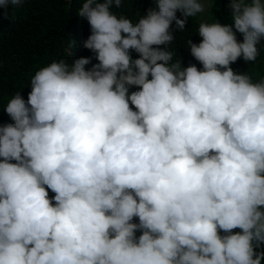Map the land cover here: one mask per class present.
Wrapping results in <instances>:
<instances>
[{"label": "clouds", "instance_id": "1", "mask_svg": "<svg viewBox=\"0 0 264 264\" xmlns=\"http://www.w3.org/2000/svg\"><path fill=\"white\" fill-rule=\"evenodd\" d=\"M23 2L0 0V19ZM153 2L134 23L112 10L122 0H83L98 63L53 60L27 101L8 99L0 264H261L264 78L230 65L260 55L264 0H229L231 24H199L185 45L201 69L174 60L171 28L214 0Z\"/></svg>", "mask_w": 264, "mask_h": 264}, {"label": "trees", "instance_id": "2", "mask_svg": "<svg viewBox=\"0 0 264 264\" xmlns=\"http://www.w3.org/2000/svg\"><path fill=\"white\" fill-rule=\"evenodd\" d=\"M82 3L83 0H24L19 8L11 10L9 5L5 10L10 18L0 19V124L12 123L4 112V106L17 91L27 101L31 90L28 84L30 77L39 68L61 58L70 61L79 57H91V63H98L95 54L83 47V41L90 34V26L86 19L77 14ZM228 5L229 0H216L209 6L202 20L199 19L201 14L189 17L185 23L186 29L182 32L176 29L173 22L171 31L174 39L168 47L174 50V60L181 59L182 66L185 67L195 64L198 69L202 68L190 55L185 40L189 38L193 43L200 42L202 38L197 29L202 21L211 23L216 20L221 24H231ZM150 7H155L153 0H122L121 6L112 10L135 23ZM176 15L180 17L179 12ZM236 36L238 40H242L240 33H236ZM71 42L74 43L69 47ZM158 47L164 48L165 45ZM258 47L260 55L255 62H245L240 58L230 67L237 73L246 72L254 81L264 78V41ZM69 51L72 53L71 57L67 56ZM130 54L133 59L139 55L134 50H130ZM91 63L85 67L90 68ZM135 90H138V86L129 88V91ZM48 191L51 198L54 193ZM133 222L138 223V218L134 217ZM139 234L136 233L137 236ZM221 235L224 233L221 232ZM259 250L264 251V244ZM261 264H264V258Z\"/></svg>", "mask_w": 264, "mask_h": 264}, {"label": "rangeland", "instance_id": "3", "mask_svg": "<svg viewBox=\"0 0 264 264\" xmlns=\"http://www.w3.org/2000/svg\"><path fill=\"white\" fill-rule=\"evenodd\" d=\"M214 2H216V0H214ZM208 8H209V6L208 5H206V11L208 10ZM206 11H205V13H203V14H201L200 15V17H199V19L200 20H202L203 19V17L205 16V14H206Z\"/></svg>", "mask_w": 264, "mask_h": 264}]
</instances>
